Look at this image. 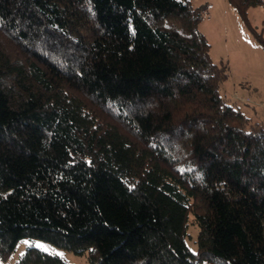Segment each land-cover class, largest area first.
Returning <instances> with one entry per match:
<instances>
[{"label":"trees","instance_id":"obj_1","mask_svg":"<svg viewBox=\"0 0 264 264\" xmlns=\"http://www.w3.org/2000/svg\"><path fill=\"white\" fill-rule=\"evenodd\" d=\"M202 19L189 0H0V258L37 238L89 264H264V122L220 94ZM16 264L71 263L29 246Z\"/></svg>","mask_w":264,"mask_h":264},{"label":"rangeland","instance_id":"obj_2","mask_svg":"<svg viewBox=\"0 0 264 264\" xmlns=\"http://www.w3.org/2000/svg\"><path fill=\"white\" fill-rule=\"evenodd\" d=\"M189 1L194 7L203 8L199 29L211 45L212 61L224 67L228 74L220 86V94L240 108L250 122H264V0L256 5L248 4L245 15L230 0ZM187 232V245L197 252L199 227L189 224ZM29 246L58 254L71 264H89L87 255L37 238L21 239L9 257L0 258V264H16Z\"/></svg>","mask_w":264,"mask_h":264}]
</instances>
